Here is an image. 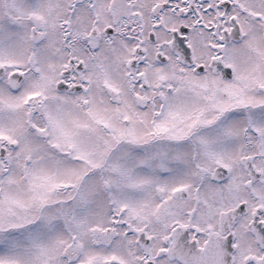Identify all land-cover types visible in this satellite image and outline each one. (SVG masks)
<instances>
[{
  "label": "snow or ice",
  "instance_id": "6c2138e0",
  "mask_svg": "<svg viewBox=\"0 0 264 264\" xmlns=\"http://www.w3.org/2000/svg\"><path fill=\"white\" fill-rule=\"evenodd\" d=\"M0 264H264V0H0Z\"/></svg>",
  "mask_w": 264,
  "mask_h": 264
}]
</instances>
